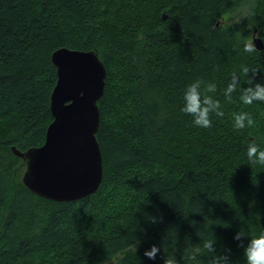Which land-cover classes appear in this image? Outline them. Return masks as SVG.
<instances>
[{
    "label": "trees",
    "instance_id": "obj_1",
    "mask_svg": "<svg viewBox=\"0 0 264 264\" xmlns=\"http://www.w3.org/2000/svg\"><path fill=\"white\" fill-rule=\"evenodd\" d=\"M239 1L0 0V264H246L264 233V164L247 155L264 151V102L241 97L264 85V0L225 29ZM253 37L262 52L244 51ZM60 48L93 51L106 71L101 183L69 202L27 189L12 152L45 141ZM192 84L220 102L207 128L182 111ZM241 114L255 126L238 129Z\"/></svg>",
    "mask_w": 264,
    "mask_h": 264
},
{
    "label": "water",
    "instance_id": "obj_2",
    "mask_svg": "<svg viewBox=\"0 0 264 264\" xmlns=\"http://www.w3.org/2000/svg\"><path fill=\"white\" fill-rule=\"evenodd\" d=\"M252 44L262 52L259 38L253 37ZM50 59L56 82L45 141L38 148L12 152L25 163L22 183L27 189L48 200L69 202L95 193L101 183L102 158L95 135L106 71L93 51L60 48Z\"/></svg>",
    "mask_w": 264,
    "mask_h": 264
},
{
    "label": "clouds",
    "instance_id": "obj_3",
    "mask_svg": "<svg viewBox=\"0 0 264 264\" xmlns=\"http://www.w3.org/2000/svg\"><path fill=\"white\" fill-rule=\"evenodd\" d=\"M245 52H253L255 51L254 45L252 43H248L244 48ZM248 69H244V73L247 74ZM213 90L215 89V85L212 86ZM235 90V85L229 84L225 95L231 94ZM184 99L187 101L186 105L182 108L183 112L190 113L195 116V124L202 127H209V112L216 108L218 109L220 106L219 100L213 101L210 98L205 97L203 100L201 99V92L198 91V85L192 84L188 91L184 93ZM241 100L246 105L253 104L254 101L264 102V85L257 83L255 87H249L244 90V94L241 97ZM218 115H223V113H218ZM245 121L249 127L255 126V121L248 114H241L236 116V127L238 129H243L245 127ZM249 160L253 157H257L259 162L264 164V151L257 153V148L252 145L248 149L247 153ZM153 223H155L154 218H150ZM244 233L241 232L238 234L237 238L243 236ZM214 241L206 240L204 242V248L209 252H213L214 249L212 247ZM161 253L160 247L153 245L150 250H146L144 252V256L149 260H155L157 256ZM244 256L246 258V264H264V233L258 236H252L249 239V243L246 247H244ZM164 264H178L175 257H167L164 260Z\"/></svg>",
    "mask_w": 264,
    "mask_h": 264
},
{
    "label": "rangeland",
    "instance_id": "obj_4",
    "mask_svg": "<svg viewBox=\"0 0 264 264\" xmlns=\"http://www.w3.org/2000/svg\"><path fill=\"white\" fill-rule=\"evenodd\" d=\"M247 9V2L241 0L238 2L237 8L227 15L222 21L223 27L229 29L233 24H239L242 16L245 14Z\"/></svg>",
    "mask_w": 264,
    "mask_h": 264
}]
</instances>
